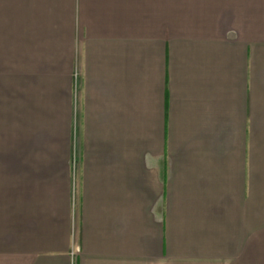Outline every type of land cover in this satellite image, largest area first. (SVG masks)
I'll return each instance as SVG.
<instances>
[{"label":"crops","instance_id":"crops-1","mask_svg":"<svg viewBox=\"0 0 264 264\" xmlns=\"http://www.w3.org/2000/svg\"><path fill=\"white\" fill-rule=\"evenodd\" d=\"M197 10L0 0L59 158L0 185V264H264V15Z\"/></svg>","mask_w":264,"mask_h":264},{"label":"rangeland","instance_id":"rangeland-1","mask_svg":"<svg viewBox=\"0 0 264 264\" xmlns=\"http://www.w3.org/2000/svg\"><path fill=\"white\" fill-rule=\"evenodd\" d=\"M179 1L180 4L184 1L186 7L190 6L198 10L215 9L220 12L233 9L237 13L251 11L264 15V0ZM174 2L177 3L178 0H171V4ZM228 13L231 14L232 11ZM5 70L2 71L0 67V185H35L41 165L50 167L51 156L55 157V165H59L58 154H54L50 149L48 141H41L40 138V135L46 132L50 134L52 131L49 116L50 95H43L44 100L37 103L33 88L24 86L27 79L17 78L16 70L12 71V65L11 71L7 68ZM75 75L77 76L76 73ZM74 96L76 97V91ZM53 132L56 135L58 129ZM70 167V185L74 201L78 185V164L75 153ZM46 170L48 174L50 169ZM57 185H60V181Z\"/></svg>","mask_w":264,"mask_h":264},{"label":"built area","instance_id":"built-area-1","mask_svg":"<svg viewBox=\"0 0 264 264\" xmlns=\"http://www.w3.org/2000/svg\"><path fill=\"white\" fill-rule=\"evenodd\" d=\"M75 78H76V75H75ZM75 253H78V249L77 248H75Z\"/></svg>","mask_w":264,"mask_h":264}]
</instances>
